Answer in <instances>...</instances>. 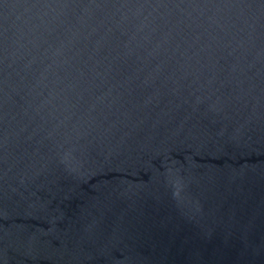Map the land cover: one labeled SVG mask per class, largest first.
I'll return each mask as SVG.
<instances>
[{"label":"water","instance_id":"1","mask_svg":"<svg viewBox=\"0 0 264 264\" xmlns=\"http://www.w3.org/2000/svg\"><path fill=\"white\" fill-rule=\"evenodd\" d=\"M0 264H264V0H0Z\"/></svg>","mask_w":264,"mask_h":264}]
</instances>
